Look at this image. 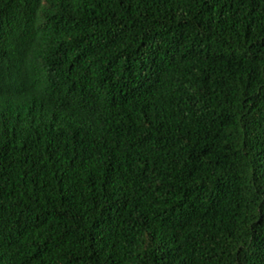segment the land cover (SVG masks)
Instances as JSON below:
<instances>
[{
	"label": "trees",
	"instance_id": "trees-1",
	"mask_svg": "<svg viewBox=\"0 0 264 264\" xmlns=\"http://www.w3.org/2000/svg\"><path fill=\"white\" fill-rule=\"evenodd\" d=\"M0 264H264V0H0Z\"/></svg>",
	"mask_w": 264,
	"mask_h": 264
}]
</instances>
